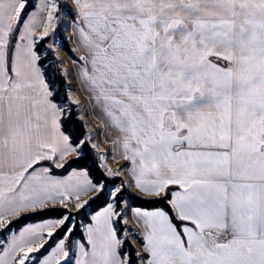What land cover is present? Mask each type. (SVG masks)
I'll return each mask as SVG.
<instances>
[{"label": "snow or ice", "instance_id": "snow-or-ice-1", "mask_svg": "<svg viewBox=\"0 0 264 264\" xmlns=\"http://www.w3.org/2000/svg\"><path fill=\"white\" fill-rule=\"evenodd\" d=\"M0 264H264V0H0Z\"/></svg>", "mask_w": 264, "mask_h": 264}]
</instances>
